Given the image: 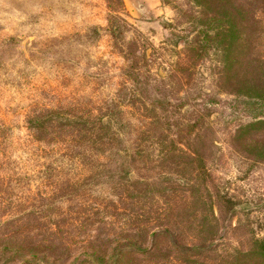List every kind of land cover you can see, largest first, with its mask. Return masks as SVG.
<instances>
[{"label": "rangeland", "instance_id": "374dc122", "mask_svg": "<svg viewBox=\"0 0 264 264\" xmlns=\"http://www.w3.org/2000/svg\"><path fill=\"white\" fill-rule=\"evenodd\" d=\"M238 1L247 17L240 58L264 57V0ZM190 3L0 0V264H257L264 100L219 79L215 85L213 63L233 51L207 48L183 69L184 37L194 32L187 21L196 15ZM114 13L131 25L117 36ZM130 38L144 48L138 62L153 87L135 104L121 87L129 83L121 52L133 51ZM153 92L185 94L200 109L179 106L178 120L195 118L188 171L131 160L129 171H111L109 147L96 148L93 136L83 139L63 118L43 117L50 109L85 119L115 96L130 124L121 131L130 152Z\"/></svg>", "mask_w": 264, "mask_h": 264}, {"label": "trees", "instance_id": "16d2710c", "mask_svg": "<svg viewBox=\"0 0 264 264\" xmlns=\"http://www.w3.org/2000/svg\"><path fill=\"white\" fill-rule=\"evenodd\" d=\"M190 2L191 5L188 9L196 15L187 21L194 32L191 34L192 36L186 35L184 37L187 52L183 57V65H185L183 69L187 70L191 67L194 58L198 55L202 58L203 54H206L207 48L213 47L212 50L219 52L220 55L222 53L227 55L233 51L227 59L223 61L219 59L213 63V74L216 77H213L215 85L219 79L234 89L254 92V96L264 100V57H251L245 61L240 58V52L245 47L246 42L243 27L247 22L246 12L243 10L241 2L238 0H190ZM178 10L180 14L187 12L183 8ZM130 26V23L119 14L111 15L110 33L112 36L119 35L124 29H129ZM128 41L133 44V51L125 52L122 50L121 54L126 60V64L122 67V73L129 79V83H122L121 87L125 91L124 98L131 104H135L137 101L142 103L140 97L142 90L153 89V87L149 77H144L141 71V68L146 65H140L138 62L139 57L145 55L144 48L138 45V38H130ZM151 99L155 101L151 102V109L148 108V114L140 113L145 115L146 120L142 127L136 130V136L132 141L134 147L130 152L121 133L125 130L124 126L130 124L123 119V109L119 105V99L117 100L115 96L108 97L101 113L90 115L85 119H82L81 115L61 116L58 112H53L50 109L41 114L47 118L50 124L55 120L60 122L59 118H63V123H68L71 127L74 125L76 132L83 139L85 136L89 138L93 136L94 144L99 143L95 145L96 148L109 147V152L116 156L112 159L113 170L111 171H129L130 160L144 164L151 162V167L157 171H188L192 169V161L197 154L189 145V139L191 138L190 130H192L190 126L195 125L193 122L195 118L191 121L186 118L177 119L181 115L179 108L185 104L187 107L190 106L185 94L168 96L165 94L157 95L153 92ZM190 108H192V114L197 115L200 112V109L196 107L190 106ZM103 117L105 121H103ZM37 119L34 118L33 122H36ZM257 120L264 122V119ZM189 122L193 123L190 124ZM142 143H146L145 146ZM117 144H121L126 155L117 153L119 148ZM133 148L134 154L129 155L133 152ZM127 156H131V159H127ZM165 228H161L160 231L154 230L151 235L163 233L161 230L167 231ZM260 243L264 245V240H260ZM130 246H133L132 242H130ZM180 247L195 249L197 245H181ZM251 258L259 259L257 264H264V253L252 255ZM253 263L256 264V262Z\"/></svg>", "mask_w": 264, "mask_h": 264}]
</instances>
